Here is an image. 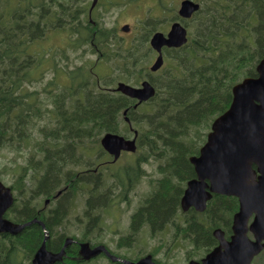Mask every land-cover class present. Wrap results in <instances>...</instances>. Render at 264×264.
Segmentation results:
<instances>
[{"label":"trees","instance_id":"obj_1","mask_svg":"<svg viewBox=\"0 0 264 264\" xmlns=\"http://www.w3.org/2000/svg\"><path fill=\"white\" fill-rule=\"evenodd\" d=\"M196 1L199 10L183 21L188 41L164 50L171 67L150 73L147 64L152 50L147 44L150 33L157 30L153 20L144 33L125 40L114 29L98 25L93 16L96 9L91 25L86 0H0V148L27 147L26 130L31 125H36L39 135L34 155L27 159L20 176L32 170L40 184L59 187L54 176L63 163L58 157L65 155L59 146L70 148L69 140H77L82 156L92 149L102 158L106 155L99 143L103 133L128 136L131 132L122 117V110L128 107L127 116L137 131L138 153L161 155L162 176L135 214L144 217V223L157 224L156 229L170 223L179 210L181 182L192 173L188 156L198 154L211 122L228 108L232 85L243 77L256 76L255 66L264 57V0ZM49 31L66 32L69 47L89 46L96 59L88 69L65 61L64 69L58 65L60 55L41 44ZM103 63L110 69L98 73L94 66ZM47 67L56 75L66 74L65 86L50 77L37 87ZM143 74L156 94L133 109L131 99L113 87L118 81L134 83ZM66 162L67 169L75 164ZM237 208L235 197L214 194L202 213H194L184 238L195 250L209 251L216 244L212 230L220 227L230 233ZM51 210L50 218L40 219L42 224L33 221L16 234L0 233V264H32L47 231L52 238H47V248L61 250L65 235L58 231L56 237L53 223L60 219L62 206L57 204ZM19 213L7 217L24 223L35 216L26 204ZM78 250V243H71L65 253L74 256ZM57 261L52 264H95L68 257Z\"/></svg>","mask_w":264,"mask_h":264},{"label":"water","instance_id":"obj_2","mask_svg":"<svg viewBox=\"0 0 264 264\" xmlns=\"http://www.w3.org/2000/svg\"><path fill=\"white\" fill-rule=\"evenodd\" d=\"M97 0H92L90 10ZM199 8L193 0H181L178 15L190 17ZM129 25L121 26L122 31H129ZM187 41V30L174 21L166 35L156 31L150 37V46L157 52V57L150 66L155 71L163 63L162 47H179ZM257 76L245 77L232 87V100L229 107L211 123L206 141L200 147L197 156H191L196 177L187 182L181 197L183 210L190 206L197 210L205 209L212 193L233 195L239 200V208L233 215L232 234L225 240L223 232L215 229L213 235L218 245L200 261L189 260V264H249L264 247V57L256 65ZM121 93L136 99L133 105L148 100L155 94V88L148 80L139 86L118 82L115 88ZM124 120L128 121L126 110ZM136 135L126 138L117 133L106 132L100 138V144L106 152L117 159L121 151L136 149ZM13 196L11 188L0 181V233L16 234L36 219L14 223L5 217L11 206ZM254 213L248 225L249 217ZM42 224L41 221H38ZM252 232L254 239L247 236ZM46 232V231H45ZM48 234L46 232L45 237ZM263 240V242H262ZM72 239L67 238L59 252L47 250L44 241L34 253L32 264H52L61 260L64 248ZM105 251L112 259L124 264H155L150 255L137 261L114 257L100 245L90 247L87 242L79 243V254L85 260Z\"/></svg>","mask_w":264,"mask_h":264},{"label":"flooded vegetation","instance_id":"obj_3","mask_svg":"<svg viewBox=\"0 0 264 264\" xmlns=\"http://www.w3.org/2000/svg\"><path fill=\"white\" fill-rule=\"evenodd\" d=\"M63 75H64V78L66 79V74H63ZM57 76L58 75L53 73L50 77L56 80L58 78ZM145 76L148 78L146 74ZM63 85L65 86V82H63ZM48 104L51 106V102H49ZM64 104H66V102L63 103L62 105ZM77 142H78L77 140H73V141L69 140L68 146L70 148H66L67 145L65 146L63 144L59 146V150L63 149L62 151H63V154L65 155L58 157L59 159L63 160V163L59 164V167H60L59 174L57 173L54 176V180H56L59 184H62L63 187H57L54 189H52L49 186L45 187L44 185L40 184V180H41L40 177H37L32 172V170H29L28 173L30 174L25 175L31 184V187L28 192L21 191L18 188H15L14 186H12L13 187L12 194H13L14 200L10 207L12 209L13 214H16V215L20 214L19 212L22 206L26 204L29 208L34 210L35 216L33 217V219H36L37 221H41L40 219H43V220L45 219L46 221L52 215V213H50L52 210L49 207V204L50 203H53L55 205L61 204L62 210H63V211L60 210L62 217L59 216L60 219L55 221L54 224L56 223L58 225H65V222L72 215L73 209L78 208L77 206L79 204L78 200H80L79 201L80 203L83 202L82 204L84 206V210H83L84 213L79 214V212H75L73 213L74 215L73 217L75 218V220H77V223L79 222L78 223L79 225L77 224L76 227L83 226L82 229L86 228V231L83 230V234H84L83 236L73 237L75 242H83V241H88L90 243L92 242L91 247H97V246L102 245L112 256L127 259L130 261H137L140 258H144L146 255H150L151 260L155 264H168L165 261H161L152 252L138 254L137 252L141 251L140 247L137 248L138 251L136 253L129 255L127 254L128 251L129 252H135V251H133L130 248V243L126 245L124 242L133 241L134 240L133 235L141 234L142 231L146 230L145 227H147L148 228L147 230L149 231V233L153 235L156 232L162 230V228L170 225L173 229V234H170L172 235L173 241H176L178 239L181 240L182 238H184V236H186V232H188V227L191 228L190 224H191V219L193 218L194 213L203 212L202 210L199 211L195 207H192V206H190L189 208L185 210L181 208V203H180L181 197L183 195L184 189L186 188L187 182L196 177V172H195L193 164L189 161V164L191 165V168H192L191 176L188 177V173H187V175H184L183 177H188V178L185 179V181L181 182L182 192L179 196V204H180V208L182 211L178 210L175 213V215H178L179 213H181L183 217L181 219H178L179 221H177L173 217L175 215H172V218L169 220L170 223L163 224L162 227H160L158 230L156 229V226H158L157 224L154 225L153 227V225L149 222L144 223L143 221L144 217L139 219L137 215L135 214V212L143 205V201L146 199L147 195L152 192V186L158 183V180H157L158 177L151 179L150 173L146 172L143 169V167L151 165L153 161L157 162L159 166H161V162H160L161 155H155V154L154 155L152 154L143 155V154H138V153H133V152L121 151L117 159H114V156L112 154L106 153L105 156L107 160H105V162L104 161L101 162L98 160L97 154L96 153L93 154L92 151H89V150L86 155L82 156V153H81L82 147ZM67 151H69L68 154H67ZM123 154L135 156L133 163L124 164L123 166L119 168L114 167V166L119 165L120 159L123 156ZM33 155H34V152L32 156ZM83 158L85 159V163H81ZM67 160L75 162L74 165L70 163V167L68 169L66 167ZM116 170H119V171H116ZM141 176L150 177V180H149L150 191L140 200V203L135 208L134 212L132 211L130 213V210H128L129 216L126 219L128 220L130 224L129 231L126 233V235L119 237V239H116L115 241L112 240L113 242H115L114 248L108 247V244L106 243L104 244L103 242L109 241V237L107 236L104 237L105 231H103L102 225H98V221L95 219L99 217L100 211L101 210L106 211L107 207L111 208L114 206L116 211L119 212V209L117 208V206L120 203L130 204L131 191L134 190V187L136 186ZM45 191L48 194H50V192L52 191V194L48 196L42 195V193ZM30 192H31V196H30ZM41 198H43L42 206L40 202ZM237 203H238V208H239V200H237ZM127 209L125 208L126 211ZM117 215L119 216V214ZM134 215L136 216V219H134ZM38 217H42V218H38ZM205 220L207 222L208 218L205 217ZM100 222H101V219H100ZM93 227L96 228V233H93ZM59 228L62 229V226H60ZM220 229L223 232L225 240H229L232 234V219H231V223L229 227L230 233L226 232L222 228ZM63 233L65 234L64 230H63ZM248 234L251 236L250 232ZM106 235L108 234L106 233ZM55 236L57 237L56 234ZM55 236L53 238H55ZM48 239H50V237ZM93 242H97V243L94 244ZM70 243H73V242L70 241L69 244ZM217 245H218V240L216 239V244L213 247H211L210 250L216 247ZM120 246L123 249V251H121ZM196 251H198V249ZM207 252L208 251L204 252L203 255H201L195 260L200 261ZM262 253H264V247L257 255H260ZM64 257H68L71 260H81L78 258V254H75L74 256H67L66 253H64L60 261H62ZM97 260H103V262H106L109 264L114 263V262H118L119 264H124L118 260L112 259L106 254L105 251H102V250L95 257H92L90 260H87V261L88 262L94 261V263L95 262L99 263L97 262Z\"/></svg>","mask_w":264,"mask_h":264},{"label":"rangeland","instance_id":"obj_4","mask_svg":"<svg viewBox=\"0 0 264 264\" xmlns=\"http://www.w3.org/2000/svg\"><path fill=\"white\" fill-rule=\"evenodd\" d=\"M90 2L91 0H86V5L88 6ZM179 2L180 0H99L93 16L98 21V25H102L107 29H114L117 35L121 36L125 40H130L134 36L144 33L145 28L148 27V23L152 20L156 25L155 29L165 32L169 28L170 23L174 21L173 18L176 17L175 14ZM124 24H128L130 26L129 32H123L120 30V27ZM151 34L152 33H150V35ZM150 35L148 36V39ZM41 44L46 48L47 51L59 54L60 59L58 60V65H63L64 67L65 61H67L68 65L71 63H76V66L83 65L86 62L84 65L88 69L96 58L95 54L89 53V46H80L75 50L69 47L68 35L66 32L49 31L46 40L42 41ZM63 55H65L66 58H61ZM153 60L154 53L151 51V59L149 63H152ZM149 65L150 64H147L148 71ZM164 65L165 67H171V62L167 61L164 63ZM94 68L98 73L102 74L105 73L106 69H110L104 63L95 65ZM46 71L47 72L42 77V83H40L37 87H40V85L45 81H49L48 79L53 73V68L50 67ZM57 77L58 78L56 79V82L58 85H62L63 82L66 81L64 75L61 73H59ZM138 79L140 80V77H138ZM133 80L135 79L133 78ZM35 126L36 125H31V127H29V129L27 128L26 130V136L29 140L27 147L21 145L22 147L15 150L0 148V179L7 186L13 185L15 188H18L24 192L29 191L31 184L28 178H23L19 175V173L22 171L21 168L27 163V159L30 156L32 157L34 152L33 145L39 136L36 134ZM210 126L207 129L208 131ZM128 136L131 137L132 132H130ZM161 145V142H158V149H160ZM96 151L92 150V153L95 154ZM87 153L88 150L86 151V154ZM96 154L99 161L105 162V160H107L105 155H102L101 158L98 153ZM134 159L135 156L123 154L119 165L114 167L119 168L124 164H132ZM143 169L150 173L151 179L162 176L161 167L157 162L153 161L151 165L144 166ZM149 180L150 177L141 176L139 178L134 190L131 191L130 204L120 203L117 206L119 212L116 211L114 206L111 208L107 207V210H101L99 217L95 219L98 221V225H102L103 231H105L104 237H109V241L103 242L104 244H108V247L114 248L115 242L112 240L115 241L116 239H119V237L126 235V233L129 231L130 224L126 219L129 216L128 210H130V213L132 211L134 212L135 208L139 205L140 200L150 191ZM79 201L80 200H78L79 204L77 205L78 208L73 209L72 215L65 222V225H62V229L58 228L59 225L55 227V224L53 223V231L55 234H57L58 229H60V233H63L64 230L66 236H83V230L86 231V228L82 229L83 226L76 227L79 222L77 223V220H75L73 217V213L75 212H79V214L84 213V206L82 204L83 202L80 203ZM40 202L42 206L43 198H41ZM51 206L54 207L55 205L50 203L49 207ZM125 208L129 209L126 211ZM117 214H119V216ZM9 215L11 217L14 216L13 213H10ZM182 217V214L179 213L178 215H175L174 218L175 220L179 221L178 219H181ZM145 228L146 230L142 231L141 234L133 235L134 241L124 242L126 245L130 243V248L135 251H128L127 254L131 255L136 253L138 251L137 248L140 247V250H145V252L153 251L161 261H165L168 264H188L189 258L197 259L205 252L202 250L196 251L197 249L195 250L193 244L184 238L173 241L172 235H170L173 234V229L170 225L162 228V230L156 232L153 235L149 233L147 227ZM93 233H96L95 227H93ZM106 233L108 235H106ZM50 239L52 238L50 237ZM93 243L95 244L97 242ZM121 251H123L122 248ZM137 253L139 254L143 252L138 251ZM97 262L99 263L96 264H100L103 262V260H97ZM104 264H106V262H104ZM250 264H264V253L255 256Z\"/></svg>","mask_w":264,"mask_h":264},{"label":"bare ground","instance_id":"obj_5","mask_svg":"<svg viewBox=\"0 0 264 264\" xmlns=\"http://www.w3.org/2000/svg\"><path fill=\"white\" fill-rule=\"evenodd\" d=\"M26 222H27V221H26ZM43 226H44V228L46 229V227H45L44 224H43ZM46 231H47V229H46ZM47 234H48L47 238H49V233H48V231H47ZM47 238H43L42 242L44 241V246L46 247L47 250H49V249L47 248V246H46V239H47ZM42 242H41V244H42ZM40 246H41V245H40ZM40 246H39V247H40ZM54 262H55V261H54ZM54 262H53V263H54Z\"/></svg>","mask_w":264,"mask_h":264}]
</instances>
